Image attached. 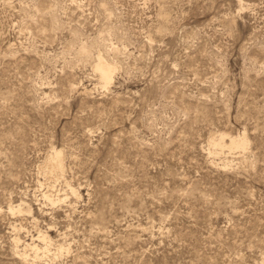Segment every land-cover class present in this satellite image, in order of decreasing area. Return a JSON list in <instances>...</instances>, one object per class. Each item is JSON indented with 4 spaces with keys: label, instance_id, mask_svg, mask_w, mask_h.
Instances as JSON below:
<instances>
[{
    "label": "rangeland",
    "instance_id": "374dc122",
    "mask_svg": "<svg viewBox=\"0 0 264 264\" xmlns=\"http://www.w3.org/2000/svg\"><path fill=\"white\" fill-rule=\"evenodd\" d=\"M0 264H264V0H0Z\"/></svg>",
    "mask_w": 264,
    "mask_h": 264
},
{
    "label": "bare ground",
    "instance_id": "6f19581e",
    "mask_svg": "<svg viewBox=\"0 0 264 264\" xmlns=\"http://www.w3.org/2000/svg\"><path fill=\"white\" fill-rule=\"evenodd\" d=\"M96 69L101 73V77L106 81V83H110L113 79L115 68L110 63L102 59V57L98 58V62L96 64ZM240 137V136H239ZM225 134H220L219 137L213 139V144L218 147H224L225 146ZM247 139L245 137L240 138H230V147L234 148H247ZM45 167L47 171L51 174L52 177H60L64 168V154L60 150H54L52 154L47 158L45 162ZM71 191L73 193H76V190L71 188ZM44 197H48V195H44ZM56 198V197H55ZM57 200H61V196H57ZM11 210H15L14 207H11ZM50 237L47 235V233L43 231H39L37 235V240L39 241H46L49 240ZM16 239V238H15ZM18 239V238H17ZM23 242V241H22ZM26 247H32L33 249H36L37 251L40 250V246L35 243L34 241L28 243L25 242L24 244ZM48 247V246H47ZM25 248V247H24ZM46 249V248H45ZM41 254V253H40Z\"/></svg>",
    "mask_w": 264,
    "mask_h": 264
}]
</instances>
